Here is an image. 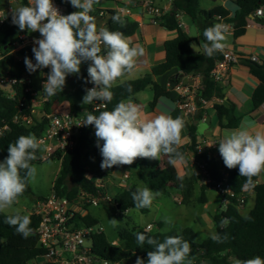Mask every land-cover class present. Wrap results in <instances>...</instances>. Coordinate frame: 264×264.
<instances>
[{
	"label": "trees",
	"instance_id": "obj_1",
	"mask_svg": "<svg viewBox=\"0 0 264 264\" xmlns=\"http://www.w3.org/2000/svg\"><path fill=\"white\" fill-rule=\"evenodd\" d=\"M233 3L236 6V11L231 16L229 10L219 5L210 10H205L201 9L200 0H172L173 9L163 16L160 26L170 32H176L177 37L166 41L164 44L166 54L164 62L153 67L151 72L145 76L122 84H113L111 88L113 99L111 102L94 101L104 102L106 105L105 111H111L120 101L134 99L137 93L150 89L154 94L150 105L155 107L158 99L160 97H167L168 99L169 93L167 89L154 80V77L161 76L172 69H178L180 72L179 77L190 74L202 76L200 96L203 99L211 100L213 97L224 99L223 103L214 106L220 128H238L245 112L241 111L231 100L225 99V93L219 83L215 82L212 74V70H214L217 63L224 59L222 51L215 52L212 57H208L205 52H194L191 47L194 40L180 26L181 20L179 19V16L183 15L193 19L194 24L200 31L202 43L206 42L203 31L215 23L230 25L235 40L246 33V28L251 20L264 24V18L255 15L259 8L264 7V0H233ZM28 4L27 0H20V6ZM67 7L69 14L78 10L70 3H67ZM174 7L177 9L176 12H174ZM122 21V24H118L110 18L107 20L106 27L111 31H121L126 37L132 38L135 36L139 29L138 24L131 20L122 19ZM25 31L27 29L21 31L17 25L12 23L11 14L5 17V21L0 27V55L2 56L0 63L7 64L10 68L9 77L18 81L14 86L16 92L14 97L8 96L0 87V128L6 125L9 127V130L5 131L0 138V162H3L8 155V145L14 143L20 135L34 133L35 136H38L44 127V123L39 122L36 118L34 124L30 126L23 125L20 120L15 121L17 117H32V96L25 92L27 84L23 77L25 72L28 73L24 63L25 57L32 61L35 60L32 49L27 47L22 49L19 52L20 60H17L13 55H7L10 51V45ZM101 47L103 50L104 47ZM89 64L90 61L82 62L80 73L69 74L66 77L63 90L58 91L54 96H49L50 101L46 105L47 112L61 108H66L71 114L75 115H80L86 110H89L93 115H99L102 112L93 111L94 101L90 104L82 103V98L86 94L85 90L94 86L92 83H85L86 79H90L87 72ZM239 64L246 67L250 76L258 82L257 88L251 95V110L254 111L264 104V63L255 61L250 57L239 56ZM129 86L131 92L128 91ZM196 120H199V117ZM186 127L190 144L180 145L178 149L184 156L183 161L186 160L189 154H192L195 159L203 163L207 177L212 182L218 183L227 178L226 183L233 192V196L220 194L222 199L228 200V203L224 210L216 213L213 217L221 242H215L211 237L199 241L198 233L192 228L170 232L123 228L118 231L119 246H113L104 231L95 233L92 236V253L94 255L101 259L110 260L112 263L120 264H135L136 258L141 257L147 264V253L153 251L154 248L146 243L144 245L137 243L135 233L142 232L159 242H163L165 237L168 236H182L191 246V252L185 264H187V261H191V264H233V258L247 260L255 256L264 259V184H256L260 174L253 177L255 205L248 214L243 215L239 201L246 190L243 187L246 178L239 175L238 166L233 169L227 168L217 149L206 147L201 151L199 150L200 144L195 121L190 124L187 123ZM74 139L75 147L73 150L66 152L65 155L58 153L50 159H57L60 162V172L56 181H54L52 193L60 197H66L70 201L78 200L81 193L98 197L102 192V196H105L103 190L100 191L96 188V182L88 177L89 171L84 164V159L88 156L102 160L97 147L98 139L95 136L94 126L90 125L81 130ZM99 144L102 146L103 141H99ZM36 162L41 161L37 159L31 161L32 164ZM177 162L181 161L177 160ZM127 166L138 169L140 178L145 186L151 190H156L167 196L169 195V189H174L182 194L185 205H190L193 202L196 188L199 185L198 177L196 175H179L174 164L170 163L168 155H161L158 160L137 158L132 165ZM21 175L23 176V172ZM29 180L26 182V189L20 198L32 195ZM209 188L211 186L207 183L201 185L200 195L196 199L199 204L208 202L206 192ZM136 189L137 187L133 186L128 190L119 192L113 198L110 215L118 214L120 217H125V213L130 209H137L142 214H148L152 205L140 209L134 205L132 193ZM39 199H45V197L41 196ZM89 206H84V210H88ZM7 216L9 215L0 211V264H31L32 261L42 260L45 250L41 247L37 233L40 217L35 214L29 215L31 219L29 227L33 229V232L25 239L16 232L14 226L5 223ZM224 218H227L229 223L222 226L221 221ZM74 222L78 228L84 226L100 227L99 221L91 216L89 212L76 214ZM158 228L163 229L161 222L158 223Z\"/></svg>",
	"mask_w": 264,
	"mask_h": 264
},
{
	"label": "clouds",
	"instance_id": "obj_2",
	"mask_svg": "<svg viewBox=\"0 0 264 264\" xmlns=\"http://www.w3.org/2000/svg\"><path fill=\"white\" fill-rule=\"evenodd\" d=\"M68 2L78 9L68 15H62L52 0H29L28 5L12 8V23L19 30L39 32L42 37L34 41L38 46L32 48L35 63L25 57L26 68L30 74L50 68L43 83V92L54 96L63 90L69 74H79L82 62L91 61L87 68L90 79H86L85 83H92L94 87L85 90L82 103L90 104L94 100L111 102L113 84L133 71L136 58L143 56L145 49L132 44L131 38L121 31H111L107 27L97 29L95 17L90 13L100 0ZM112 21L123 23L119 14L113 15ZM228 31L229 25L223 23H215L203 31L206 42L200 46L208 57L224 50ZM128 91L131 92L130 86ZM83 124L95 128L102 170L116 165H132L137 158L158 160L161 155H168L172 164L184 160L178 150L184 120L163 112L154 118H147L141 107L131 99L120 101L111 111H102L99 115L89 113ZM99 141H103L102 146ZM42 143L34 133H29L20 135L8 145V155L0 162V211L11 207L25 191L26 182L34 179L36 167L31 161L37 159L36 151ZM218 145L225 166L229 169L238 166L239 175L246 178L243 187H254L253 177L264 171V130L253 131L243 121L236 129H225ZM160 195V192L145 186L138 187L132 193V199L135 207L140 209L150 207ZM5 223L14 226L25 239L33 232L29 227L30 217L19 212L7 216ZM110 223L116 226L118 221L113 218ZM165 223L170 224L171 220L165 218ZM228 223L227 218L221 221L222 226ZM135 237L139 245L146 243L154 248L147 253V264H185L191 252L190 243L182 236H168L163 242L142 232L135 233ZM211 239L221 242L216 233L211 234ZM135 264H145V261L137 257ZM233 264H264V259L260 256L247 260L233 258Z\"/></svg>",
	"mask_w": 264,
	"mask_h": 264
},
{
	"label": "built area",
	"instance_id": "obj_3",
	"mask_svg": "<svg viewBox=\"0 0 264 264\" xmlns=\"http://www.w3.org/2000/svg\"><path fill=\"white\" fill-rule=\"evenodd\" d=\"M29 2V0H27ZM103 0H100V2ZM112 3V7L101 9L98 4L93 6V11L90 15L95 19L99 18L106 25L107 20L113 15L119 14L123 20H131L136 22L139 27L146 25H160L161 20L165 14L173 9L172 1L166 5H162L160 0H107ZM55 7L58 8L62 15H68V0H52ZM12 9L8 13L0 10V27L5 21V17L11 14ZM256 16L264 18V9L259 8ZM182 16H179L181 20ZM47 22V21H45ZM180 26L183 24L180 22ZM39 32H30L29 30L21 33L17 39L10 45V51L7 55H13L17 60H20L19 52L24 48H33L38 46L34 44L36 39H41ZM103 46V45H102ZM104 47V46H103ZM224 59L217 63L214 70H212L215 82H219L223 76V72L229 70L231 65L239 63V56L230 51H222ZM35 63V60L32 61ZM50 68L37 70L35 73L40 74L39 85L34 86L31 79V74L24 73V81L27 84L26 93L32 96V117H17L15 121L20 120L23 125L30 126L34 124L36 114H39L40 102L43 104L41 118L37 119L44 123V127L38 134L37 139L42 141L41 148L36 151L37 160L48 161L58 153L65 155L66 152L71 151L75 147V136L79 132L90 125H84V121L89 113V110L82 112L80 115L71 114L66 108L51 110L47 112L46 105L50 101L49 96L43 92V83L47 79ZM18 81L12 79L9 75H0V87L8 88L5 91L8 96L14 97L16 94L14 90L15 84ZM94 87V86H93ZM92 88V87H90ZM201 88L186 86L183 88L180 96L177 99V107L185 115V117L192 118L201 112L207 105L209 100L203 99L200 96ZM264 106V104H263ZM106 105L104 102H93V111H105ZM92 114V113H91ZM9 130L6 125L0 128V138L5 131ZM212 147V146H211ZM212 149H217L212 147ZM201 151V149H199ZM201 168L206 174L203 163ZM227 178H224L218 183H214L207 177L206 183L220 194H228L233 196V192L227 185ZM96 188L103 190L101 182H97ZM103 200H109V197L102 196V192L98 197L91 194L81 193L76 201H70L66 197L57 196L51 193L45 199H38L33 205V213L40 217V224L37 229L40 244L45 250L42 256V264H118L112 263L110 260L101 259L92 253L93 242L92 236L95 233L104 231L101 227L84 226L78 228L74 222L76 214L84 212V206H99ZM228 203V200H224ZM240 206L246 203V197H240ZM152 226H148L151 229ZM89 239L91 244L88 245L86 240Z\"/></svg>",
	"mask_w": 264,
	"mask_h": 264
},
{
	"label": "rangeland",
	"instance_id": "obj_4",
	"mask_svg": "<svg viewBox=\"0 0 264 264\" xmlns=\"http://www.w3.org/2000/svg\"><path fill=\"white\" fill-rule=\"evenodd\" d=\"M172 1V0H171ZM170 0H161L162 5H166ZM215 2L210 0H200L201 9H207L213 6ZM20 6V0H0V10L8 13L10 9ZM181 23L188 30V34L194 39L192 42L193 50H198L196 38H198L199 30L194 24L193 19L187 15H183L181 18ZM0 60L2 56L0 55ZM92 62L90 61V64ZM89 64V65H90ZM7 68L4 64L0 63V73L6 75ZM147 73L144 70L132 71L125 74L116 83L130 81L138 79L145 76ZM39 74H33L32 80L35 84L38 83ZM7 90L8 88H2ZM150 91L141 95L145 97L150 95ZM40 102L39 114H36V118H41V112L43 104ZM204 125V124H202ZM192 158L194 160H192ZM190 159V160H189ZM188 161L186 164L193 162L194 171L191 175H196L199 180L198 188H196L195 196L193 202L190 205H185L182 201V194L174 189H169V195H160L154 199L152 207L148 214H142L137 209H130L125 213V217H120V215H110L113 198L121 191L128 190L131 187H145V183L140 178V172L138 169L132 168L127 165H116L111 169L102 170L100 164L102 160L97 157L88 156L84 160L89 173L87 174L90 179L94 182H101L103 185V191L109 200H103L99 206H89L88 210H84L81 214L87 212L91 216L96 218L100 227L107 234L112 242L113 246H119L118 231L120 229H135L144 231H154V232H170L173 230H185L187 228H192L198 233V240L208 239L211 234L216 233L217 230L214 224L213 217L216 213L224 210L227 203L223 201L220 194L214 189L208 190L206 192L208 202L206 204H199L196 199L200 195L201 185L206 183V174L201 168L202 162L195 159L192 154L186 158L184 162ZM36 167V175L34 179H30V187L32 190V195L18 198V200L11 206L4 209L2 212L8 215L15 214L17 212L24 213L25 215H31L33 213V205L36 204L39 197H48L52 193V188L54 181H56L60 172V162L57 159L36 162L33 164ZM121 180V181H120ZM156 192V190H153ZM109 201V202H108ZM253 201L250 199L248 204L241 206V212L243 215L248 214L253 209ZM116 219L118 221L116 226L110 223L111 219ZM165 218H169L171 223H165ZM163 224V229L158 228V223ZM148 225H152L151 229H148ZM88 245L91 244L89 239L86 240ZM31 264H42V260L32 261ZM120 264V263H118Z\"/></svg>",
	"mask_w": 264,
	"mask_h": 264
},
{
	"label": "crops",
	"instance_id": "obj_5",
	"mask_svg": "<svg viewBox=\"0 0 264 264\" xmlns=\"http://www.w3.org/2000/svg\"><path fill=\"white\" fill-rule=\"evenodd\" d=\"M210 1L215 2V4L205 10H210L214 6L219 5L229 10L231 16L236 11V6L234 5L233 0ZM98 5L101 9L112 7V3L107 0L101 1ZM262 8L264 9V7ZM95 21L97 29L101 27H106V25H104V22L101 21L99 18H96ZM182 28L188 34V29L185 28V26H183ZM225 35L227 37L226 41H224V43H226L227 45L224 48L225 51L233 52L237 56L250 57L255 61L264 63V24L251 20L246 28V33L242 37L240 36L237 40L234 39L233 29L229 25V31ZM176 37V32H170L169 30L164 29L160 25L152 26L145 24L144 26L139 27L137 34L131 38V42L134 45L142 46L145 49V54L136 58L133 71L144 70V72L148 74L151 72L153 67L164 62L166 57L164 44L166 43V41L173 40ZM195 40L197 43L198 50L193 51L204 52L203 47L200 46L202 44V41L200 39V31L198 38H196ZM4 66L7 68V75L9 73L10 68L7 64H4ZM248 72L249 70L241 64H233L231 65L229 70L223 72V76L218 83L223 92L225 93V99L231 100L237 105V107L241 111L245 112V116L243 117L241 122L246 121L253 131L264 130V106L254 111L251 110V95H253L254 90L257 88L258 82L254 78H252ZM34 73H31V79ZM179 74L180 72L178 69H172L171 71L166 72L161 76L154 77V80L161 84L165 89H167V92L169 93V98L167 99V97H160L156 102L155 107H151L150 105L154 98V94L152 91H150V95H146L145 97H141V95H143L146 91H141L137 93L134 96V99H131L132 102L141 107L142 112L147 118H154L162 112L170 114L173 118L181 117L184 120V128L181 132V145L190 144V138L188 136V129L186 127V124H190L192 121H195L199 138L198 142L200 144L199 149L203 150L206 147L212 146L216 147L218 150V143L220 139H222L225 129H222L219 126L218 115L214 109V106L216 104L223 103L224 99L213 97L211 100L208 101L205 108L196 116L192 118L185 117V115L177 107V99L180 96V93L182 92L183 88L186 86L201 88L202 76L190 74L181 75L179 77ZM0 75L5 76V74L3 75L2 73H0ZM39 81L40 74L38 83ZM119 83L122 84V82L119 81L118 83L115 82L114 85H117ZM37 85L35 84L34 86ZM4 91H9V89ZM197 117H199V120H196ZM192 160L194 159L192 158ZM187 162L188 161H181L174 164L179 175L193 176L191 175V172L194 171V165H192L193 162L184 165V163ZM256 184H264V171L260 173V177ZM208 190L211 189L209 188ZM253 190L254 188L252 187L244 191L243 195L246 197L245 206L248 204L250 199L253 201V205H255V195ZM181 197L183 201V196Z\"/></svg>",
	"mask_w": 264,
	"mask_h": 264
},
{
	"label": "water",
	"instance_id": "obj_6",
	"mask_svg": "<svg viewBox=\"0 0 264 264\" xmlns=\"http://www.w3.org/2000/svg\"><path fill=\"white\" fill-rule=\"evenodd\" d=\"M177 11V9H176V7H174V12H176ZM196 124V123H195Z\"/></svg>",
	"mask_w": 264,
	"mask_h": 264
}]
</instances>
